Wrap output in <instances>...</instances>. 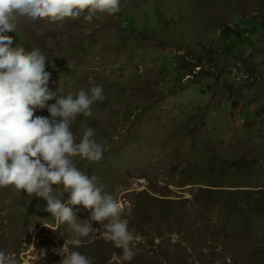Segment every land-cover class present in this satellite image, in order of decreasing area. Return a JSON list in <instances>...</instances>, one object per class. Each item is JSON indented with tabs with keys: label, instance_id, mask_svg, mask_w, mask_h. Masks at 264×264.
Listing matches in <instances>:
<instances>
[{
	"label": "rangeland",
	"instance_id": "374dc122",
	"mask_svg": "<svg viewBox=\"0 0 264 264\" xmlns=\"http://www.w3.org/2000/svg\"><path fill=\"white\" fill-rule=\"evenodd\" d=\"M7 35L45 54L56 97L103 87L70 124L76 142L94 130L103 158L74 163L123 204L136 255L122 261L95 221L74 249L46 201L12 186L0 188V250L18 264H60L65 248L94 264H264V0H121L91 23L21 19Z\"/></svg>",
	"mask_w": 264,
	"mask_h": 264
},
{
	"label": "clouds",
	"instance_id": "9594fccd",
	"mask_svg": "<svg viewBox=\"0 0 264 264\" xmlns=\"http://www.w3.org/2000/svg\"><path fill=\"white\" fill-rule=\"evenodd\" d=\"M120 11L121 0H0V188L12 186L45 200V210L73 231L74 238L67 243L74 249L81 247V238L96 236L99 230L91 221L98 222L107 239L122 249V261H131L136 255L134 236L128 221L121 218L123 204L104 191L96 176L89 177L74 163L75 157L90 162L103 158L104 145L96 141L92 128L83 132L79 142L70 130L78 114L92 115L93 104L104 99L103 87L80 88L75 96L56 97L48 86L45 54L38 48L13 47L14 38L7 35L17 30L21 19L59 23L83 17L91 23ZM38 109H46L49 116L36 115ZM53 185H62L69 193L67 202L54 194ZM74 206L90 212L83 224L77 222L79 209L74 211ZM64 250L60 264H94V257ZM0 264H18V260L0 250Z\"/></svg>",
	"mask_w": 264,
	"mask_h": 264
}]
</instances>
